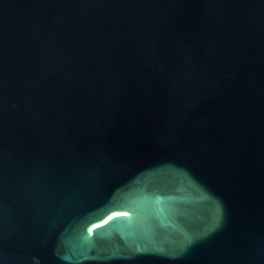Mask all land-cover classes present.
Segmentation results:
<instances>
[{
    "label": "water",
    "instance_id": "water-1",
    "mask_svg": "<svg viewBox=\"0 0 264 264\" xmlns=\"http://www.w3.org/2000/svg\"><path fill=\"white\" fill-rule=\"evenodd\" d=\"M0 264H264V0H0Z\"/></svg>",
    "mask_w": 264,
    "mask_h": 264
}]
</instances>
